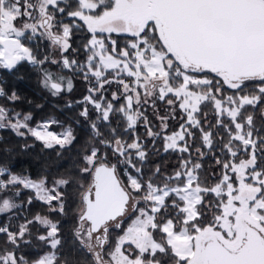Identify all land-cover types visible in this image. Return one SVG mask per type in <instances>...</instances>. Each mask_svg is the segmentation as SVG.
Returning a JSON list of instances; mask_svg holds the SVG:
<instances>
[{
    "label": "snow or ice",
    "instance_id": "snow-or-ice-1",
    "mask_svg": "<svg viewBox=\"0 0 264 264\" xmlns=\"http://www.w3.org/2000/svg\"><path fill=\"white\" fill-rule=\"evenodd\" d=\"M24 64L54 98L87 85L65 107L82 106L89 136L51 181L0 164V264H80L51 218L72 203L86 264H264V0H0V75ZM0 99L21 97L0 86ZM33 121L0 103V129L62 160L72 124ZM169 154L172 171L150 166ZM37 201L47 214L14 223ZM33 226L50 250L29 261Z\"/></svg>",
    "mask_w": 264,
    "mask_h": 264
},
{
    "label": "trees",
    "instance_id": "trees-1",
    "mask_svg": "<svg viewBox=\"0 0 264 264\" xmlns=\"http://www.w3.org/2000/svg\"><path fill=\"white\" fill-rule=\"evenodd\" d=\"M83 34H77L76 43L78 44L82 38ZM74 47L76 44L73 45ZM84 56L81 53L79 59L83 60ZM51 67V66H49ZM19 76H22L23 79H18ZM1 80L3 81L0 86H3L6 91L15 90L17 94L21 97V100L15 104H9L3 99H0V103L5 104L7 107L15 108L18 111L24 113L32 112L34 116V121L40 120L42 117L47 116L48 114H54L62 121L65 125L72 124L75 134L77 136L76 141L73 145L70 146V150H66L63 153V159L57 162L56 152L53 150H44L42 144L34 140V138L29 137L24 139L17 137L11 130L0 129V164L8 165L13 172L20 173L21 171H26L27 174H30L32 178H38L41 175H49V180L55 176H59L65 173L72 164V159L77 156V150L82 148L85 141L88 139L89 133L87 127L83 121V118L78 116L79 111L81 110V105H76L72 109L65 107V103L68 100L76 101L83 98L86 95L87 85L80 79L76 78L74 80V89L71 93H63L60 97L54 98L50 94L42 89L38 83L39 76L38 74L31 69L27 64H24L19 67L18 71L14 74H8L7 72L0 75ZM255 83V82H252ZM112 90H115L113 87ZM110 95V94H109ZM31 101V104L29 103ZM39 104L42 105V108H36L35 106ZM55 106V107H54ZM163 114V113H161ZM214 123V117H210ZM80 120V123L77 124L74 121ZM53 131L61 130L59 126L53 125L51 128ZM141 133L144 132L143 128H140ZM25 143L34 145L27 150L22 149V145ZM151 142L149 141V144ZM159 146V145H158ZM4 149H10V152L5 153ZM166 163L168 171H172L177 166V157L175 154L163 155V156H152L150 166L155 164ZM202 163L205 166L213 165L214 162L210 157H206ZM47 170V171H46ZM213 171H219L217 168L213 167ZM31 190H26L21 200H25L28 195H32ZM75 203L70 204L68 217H60L58 214H52L51 218L53 220H60L62 225V233L66 238V246L63 250L69 256L79 261L80 264H86V261H90V256H83L80 253H76L70 247L71 245V235L70 230L72 227L71 218L73 214L71 209L75 208ZM37 211H41L43 214H47L46 207H42V202H34L29 209L21 210V221L24 215H27L31 218ZM7 221V214H0V222ZM44 229L41 226H33L32 232L33 235L29 237L31 244L28 246L21 247V254L25 255V258L29 261L37 258V254L42 255L43 253L49 251V247L44 246L43 243L36 239V236L42 234ZM0 246H3V240L0 239Z\"/></svg>",
    "mask_w": 264,
    "mask_h": 264
},
{
    "label": "rangeland",
    "instance_id": "rangeland-1",
    "mask_svg": "<svg viewBox=\"0 0 264 264\" xmlns=\"http://www.w3.org/2000/svg\"><path fill=\"white\" fill-rule=\"evenodd\" d=\"M0 80H1V78H0ZM50 131H53V130H51L50 129ZM61 130H58V131H54V132H60ZM73 215H74V213H72ZM71 223H72V226H73V218H71Z\"/></svg>",
    "mask_w": 264,
    "mask_h": 264
}]
</instances>
